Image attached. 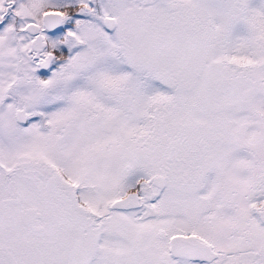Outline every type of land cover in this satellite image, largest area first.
Masks as SVG:
<instances>
[{
	"label": "snow or ice",
	"instance_id": "snow-or-ice-1",
	"mask_svg": "<svg viewBox=\"0 0 264 264\" xmlns=\"http://www.w3.org/2000/svg\"><path fill=\"white\" fill-rule=\"evenodd\" d=\"M0 264H264V0H0Z\"/></svg>",
	"mask_w": 264,
	"mask_h": 264
}]
</instances>
